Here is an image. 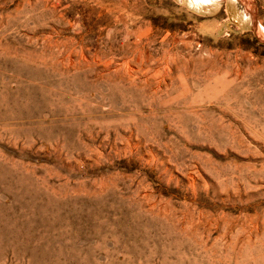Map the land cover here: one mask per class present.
Masks as SVG:
<instances>
[{
  "label": "rangeland",
  "instance_id": "1",
  "mask_svg": "<svg viewBox=\"0 0 264 264\" xmlns=\"http://www.w3.org/2000/svg\"><path fill=\"white\" fill-rule=\"evenodd\" d=\"M155 1L0 0V264H264V29Z\"/></svg>",
  "mask_w": 264,
  "mask_h": 264
},
{
  "label": "crops",
  "instance_id": "2",
  "mask_svg": "<svg viewBox=\"0 0 264 264\" xmlns=\"http://www.w3.org/2000/svg\"><path fill=\"white\" fill-rule=\"evenodd\" d=\"M159 1L162 0H156L154 4H159ZM170 1L174 3H171L173 8L175 5L180 7L179 3H182L184 11L189 14L188 19L198 16L207 19L208 23L214 22L215 30H234L249 36L256 35L258 27L264 25V15L252 0H211L210 3L198 5L197 8L191 5H196L193 0ZM170 13H175V10Z\"/></svg>",
  "mask_w": 264,
  "mask_h": 264
},
{
  "label": "clouds",
  "instance_id": "3",
  "mask_svg": "<svg viewBox=\"0 0 264 264\" xmlns=\"http://www.w3.org/2000/svg\"><path fill=\"white\" fill-rule=\"evenodd\" d=\"M211 0H193V3L196 5H201V4H208L210 3ZM261 28H264V25H260Z\"/></svg>",
  "mask_w": 264,
  "mask_h": 264
},
{
  "label": "bare ground",
  "instance_id": "4",
  "mask_svg": "<svg viewBox=\"0 0 264 264\" xmlns=\"http://www.w3.org/2000/svg\"><path fill=\"white\" fill-rule=\"evenodd\" d=\"M196 6H198V5H196ZM200 6V5H199Z\"/></svg>",
  "mask_w": 264,
  "mask_h": 264
}]
</instances>
